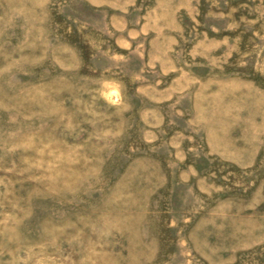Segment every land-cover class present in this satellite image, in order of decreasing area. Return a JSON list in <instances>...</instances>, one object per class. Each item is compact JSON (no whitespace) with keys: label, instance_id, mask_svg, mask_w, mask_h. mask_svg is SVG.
Instances as JSON below:
<instances>
[{"label":"rangeland","instance_id":"1","mask_svg":"<svg viewBox=\"0 0 264 264\" xmlns=\"http://www.w3.org/2000/svg\"><path fill=\"white\" fill-rule=\"evenodd\" d=\"M0 264H264V0H0Z\"/></svg>","mask_w":264,"mask_h":264},{"label":"clouds","instance_id":"2","mask_svg":"<svg viewBox=\"0 0 264 264\" xmlns=\"http://www.w3.org/2000/svg\"><path fill=\"white\" fill-rule=\"evenodd\" d=\"M112 97H119V90L116 86H113L110 93L105 95V99L109 100V102L115 104L117 102V100H113L111 99Z\"/></svg>","mask_w":264,"mask_h":264}]
</instances>
